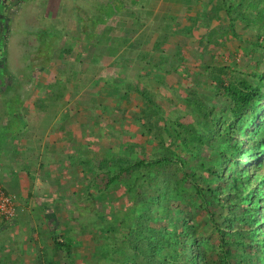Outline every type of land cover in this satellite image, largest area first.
<instances>
[{
	"label": "rangeland",
	"instance_id": "1",
	"mask_svg": "<svg viewBox=\"0 0 264 264\" xmlns=\"http://www.w3.org/2000/svg\"><path fill=\"white\" fill-rule=\"evenodd\" d=\"M90 1L0 0V4H6L5 9H0V14H5L0 18V56L4 50L0 62L4 68L0 67V75H5V84L0 86V111L6 115L0 118V143L4 144L1 149L6 145V138L24 129H36L34 142L45 146L43 151L29 152L34 160L30 166L34 192L24 207L35 218L30 224L25 221L23 237L37 247L34 254L39 261L33 264H115L113 256L104 252L133 221L134 209L138 207L136 194L142 186L130 179L100 190L93 182L97 166L110 164L115 153L129 152L137 158H152L159 151L167 153V149L177 157L182 156L185 170L193 174L190 179L205 190V199L198 194L192 180L176 191L170 186L171 198L161 208L163 218L153 224L174 229L182 224L184 216L191 217L195 237L211 245L206 256L212 262L225 264V253L219 248L222 236L219 225L224 230L225 248L232 255L233 263L264 264V255L254 244L242 246L234 241L241 233L245 235L243 239L247 238L246 233L252 227L264 236V222L248 224L244 218L248 204L241 203L245 195L248 203L253 202V195L247 197L248 190L264 191V148L261 147L264 128L248 127L252 117V112H248L238 131L229 130L234 103L221 86L230 79L242 77L255 81V71L264 73V29L252 26L244 17L245 13L254 17L257 10L246 0H231L235 9L230 14L226 9L214 11L210 0H195L182 13L178 6L168 11L159 2L157 15L148 13L144 21L138 22L135 12L141 8L133 0H99L96 5ZM123 2L131 5L129 10L134 16H125L124 9L117 18L105 17L119 12ZM146 5L148 9H157ZM232 22L236 32L232 31ZM89 31L98 34L99 44L96 37H87ZM112 32L116 36L109 35L111 45L121 37L127 40L123 43L127 48L120 55L116 52L110 65L114 76L102 74L97 84L80 92L75 80H84L85 84L91 76L89 73L75 75L77 69L71 61L82 57L84 69L93 68V57L97 56L96 62L103 64L104 58L115 52L113 47L107 51L102 43V38ZM47 61L54 66L50 70L42 68ZM225 68L222 74L220 69ZM60 81L63 90L68 84L71 94L63 99L61 115L60 110L55 115L57 108L49 114L57 99L52 98L49 107L39 105L45 96L42 87L44 84L46 88L51 87L47 89L51 95L61 86ZM72 83L74 88L70 87ZM69 103L71 115L77 105L82 103L84 108L81 116H72L67 121V135L38 137L49 126L53 133L59 130L53 121L63 119V109ZM33 109L46 114L32 112L36 120L32 123L30 115H19ZM257 110L262 120L264 106L258 104ZM6 112L12 114L8 116ZM80 118L83 134L73 135V126L80 125ZM211 118H215L213 127L206 124ZM181 124L197 128L203 136L200 151L191 148L185 151L181 147L176 129ZM225 134L232 135L231 141L237 145L256 147L257 156L250 158L247 151L238 152L234 158L232 154L222 164L229 179L219 182L210 168L216 171L220 167L222 152L226 151ZM161 138L166 142V149L159 147ZM53 141L57 147L49 149ZM5 151H0V179L11 173L17 182L20 167L5 160L8 157ZM243 163L254 177L245 176L244 181L250 184L245 192L235 179L236 171H243ZM89 165L94 169L89 170ZM99 171L102 173V169ZM223 186L227 189L223 190ZM212 189L218 190L212 193ZM19 200L16 198L17 204ZM203 200L207 206H203ZM191 201L196 204L193 211L188 206ZM21 206L18 204V215ZM259 209L264 221V201ZM48 211L53 216L51 220L46 217ZM18 215L3 232L7 229L6 234L13 235L17 226H22L23 222L18 224ZM54 223L57 233L71 243L70 253L57 247L51 232ZM32 227L33 233H28ZM13 238L9 236L8 242H13ZM2 239L0 244H8L7 238ZM26 240L21 244L25 245Z\"/></svg>",
	"mask_w": 264,
	"mask_h": 264
},
{
	"label": "trees",
	"instance_id": "2",
	"mask_svg": "<svg viewBox=\"0 0 264 264\" xmlns=\"http://www.w3.org/2000/svg\"><path fill=\"white\" fill-rule=\"evenodd\" d=\"M212 3V9L214 11H219L226 9L228 13L232 14L235 9V4L231 0H210ZM245 2V0H241ZM250 6L257 10L256 15L251 17V15L245 13V20L248 21L252 26L264 29V0H246ZM5 2L0 4V9H5ZM5 14L2 12L0 18H4ZM231 28L233 32H236L234 23H231ZM1 39V38H0ZM112 47H116V44ZM110 47V48H112ZM116 48H113L115 50ZM3 53L0 56V62L3 61ZM74 61H71V64ZM3 63H0V67L4 68ZM44 66L46 65L43 64ZM225 69H220V72L224 74ZM256 80L252 81L247 78L242 77L241 79H230L228 83L222 84L224 93L226 96L232 99L234 105L231 108L232 121L229 125V130L234 128L238 131L240 127V122L244 121L248 112H252L251 119L247 122V126L250 127L254 125L255 127L260 126L264 128V118L260 119L257 110L258 104L264 106V73L254 72ZM219 75V74H218ZM2 77V75H0ZM0 77V86L5 84V75ZM91 77H89V80ZM88 80V81H89ZM84 82V80H81ZM58 83V81H57ZM86 84V83H85ZM60 85L56 92L51 93V95L45 99L46 104L51 101V99H59L67 94L66 90H69L68 84L62 87ZM62 91H64L62 93ZM200 103V101H198ZM204 106V105H203ZM202 106V107H203ZM206 107H204L205 109ZM12 114V113H9ZM206 114V111H204ZM19 115H22L21 113ZM208 116V115H207ZM209 117V116H208ZM258 121V123H257ZM260 122V123H259ZM207 126H212L215 124V118L206 120ZM177 127V139L181 141V147L186 151L191 149H197L200 151L202 148L203 136L198 134L197 128H193L191 125H180ZM183 132L185 135H183ZM225 146L226 151L222 152L223 159L220 161V167L218 170H213L210 168L212 176H216L217 180L220 182L222 179H229L228 175L225 173L223 168L224 160L228 161L230 156H236L239 152L245 153L247 151L250 158L257 156L255 148L240 146L231 141L232 135H226ZM198 142V144H195ZM165 140L163 138L159 141V147L165 148ZM264 148V144L261 145ZM132 148V147H131ZM134 148V147H133ZM166 149V148H165ZM262 153V150L259 151ZM129 153V152H128ZM124 154H113L111 157L112 162L110 164H101L97 166V171H95V176L93 182L95 186L99 187L100 190L109 187L112 183L117 181L132 180L133 184L141 185L142 187L136 194V206L134 209V215L132 217L133 221L125 228V231L118 234L114 239L112 246L106 247L104 254H110L113 256V261L115 264H219L218 261H210L206 256L207 251L210 250L211 245L206 241H199L196 236V228L191 223V217H183L181 220L182 224L174 229L168 227L162 228L153 224V222L159 221L163 218L161 213V208H165L167 202L171 198L170 186L178 190L182 185H184L192 173L185 170L184 160L181 155L175 156L174 152L164 153L159 151L157 156L152 158H137L132 155V153ZM177 159H176V158ZM261 157V156H260ZM259 157L256 158V160ZM89 161V160H86ZM180 163V164H179ZM243 171L237 172L235 174V179L240 182L243 192L250 188L249 182L245 179L247 176L249 179L254 178L250 174V169L246 163L242 164ZM89 170H93L94 167L88 166ZM102 169V173L99 171ZM257 176V175H256ZM227 179V180H228ZM264 181V179H263ZM192 183L196 187L198 194L205 199V190L194 180ZM224 187V186H223ZM227 189V186L223 190ZM218 190V189H217ZM217 190L212 189V193L217 192ZM180 192V191H178ZM247 197L252 195L254 200L252 203H248L246 200V195L241 203H247L248 208L245 211V217L248 224L257 225L263 224L261 218L262 214L259 206L262 201H264V191L248 190ZM179 197V196H178ZM177 197V198H178ZM249 198V197H248ZM189 201V200H188ZM203 200V206H207ZM189 202L188 206L190 210H194L196 204L194 201ZM46 217L51 220L52 214L48 211ZM185 225V227H183ZM56 224L54 223V228H52L53 239L60 249H67L70 253L72 250V245L69 243L63 235L57 233ZM190 229V231H189ZM218 230L222 234L221 243L219 248L222 253L224 251L225 264H235L232 261V255L229 254V250L226 247L225 237L223 236L224 230L218 225ZM257 228L252 227L249 233H246L247 238L244 233H241V237L234 238V241L242 246L253 245L256 246L257 250H261L264 255V236L259 235ZM185 237V239L183 238ZM191 238V239H190ZM262 243V246L259 244ZM259 244V245H258ZM193 249H190V248ZM179 250L176 251V250ZM171 251V252H169ZM176 251L177 253H174ZM264 261V258H263Z\"/></svg>",
	"mask_w": 264,
	"mask_h": 264
},
{
	"label": "crops",
	"instance_id": "3",
	"mask_svg": "<svg viewBox=\"0 0 264 264\" xmlns=\"http://www.w3.org/2000/svg\"><path fill=\"white\" fill-rule=\"evenodd\" d=\"M96 1H99V0H92L90 2H92V4L93 3L95 4ZM133 1L135 3H139L140 8L142 9V10L138 9V11L135 12L136 13V21L139 22V21H141V19H142V21H144L145 20L144 17L148 13H150L152 15L153 14L157 15L158 10L160 8V5H158L159 2H160V4H163V7L168 9V11L170 9H173L174 7L178 6L179 9H181V11L183 13L184 9H188L189 5L193 4V2L195 0H133ZM132 2H130L129 4H131ZM84 3H89V2H84ZM146 4L152 5L153 7L157 8V9H152V8L148 9ZM82 6H83V3H82ZM130 6L131 5H128V4L123 2L121 10L119 12H116V14L105 16V17L106 18L108 17V19L109 18H117L119 13L121 11H123L124 9H126V13H124L125 16H127L128 14H131L134 16L135 13H133V11L129 10ZM58 10L61 11L60 8H58ZM62 13H63V11H62ZM95 18H97V17H95ZM80 22L82 23L83 21L81 20ZM83 25L84 24L82 23V26ZM104 32L106 33V32H108V30L104 31ZM87 34H88V36H87ZM87 34H86V36L89 38H92L93 36L96 37L97 43H98V41H100L98 34H96V33L94 34V33H92V31L87 32ZM111 34H113L112 35L113 37L116 36V34L114 35V32H112L110 34L108 33V36L102 38L103 39L102 43H104L107 51H109V52H110V50H112V48H110V47H112L114 44H116V47H115L116 49H115V52L113 53V55L106 56V58H104L105 64L103 63V64L99 65V63L96 62L98 60L97 56L93 57V59H95L94 60L95 62L93 63V65H94L93 68L88 67V68L84 69L83 59H81L82 57L79 59L77 58L78 61H74V63H72L73 68L77 69L76 72H74L75 75L78 73V76H83V75H86L89 73V75L91 76V79L86 84H83V82L81 80H78V79L75 80L76 84L78 83L77 87H78L80 92L83 91L84 87H89V86H92L93 84H97L95 82H97L98 77L101 76L102 74L107 73L108 76H114L113 70L111 69L110 65L112 64L113 59L117 55L116 52H119L118 55H120L121 52L123 51V49L127 48V47H123V43H126L127 40L125 39V41H123L124 38L121 37V38H118L119 40H117L114 44L112 43L113 45H111L112 41H110L108 39L109 35H111ZM139 34H141V33H139ZM142 34H144V33H142ZM125 35L130 36V34H125ZM129 36H126V37L128 38ZM78 56H81V55H78ZM78 63H80V64H78ZM58 66L59 65H57L56 67H58ZM51 67H54V66H52V62H50L48 64V61L46 62L45 66L42 65V68L44 70L45 69L50 70ZM121 70L125 71L126 69H121ZM48 85H50V84H48ZM70 87L74 88V84L72 83L70 85ZM42 88H44L43 90L45 91V96H43L44 99H42V101H41V103H39V105L46 108L49 106H48V103L46 104L45 99H47L50 96V94L48 93V90H50L49 88H51V87L46 88L45 84H44V86ZM9 89H11V88L9 87ZM66 92H67V94L65 96H62L61 98L57 99V102H55V104L50 107L49 114L52 113L55 108L58 109L55 112V115L57 114V112L59 110H60L59 114L60 115L62 114L61 107L64 106L62 103L63 99H66L67 95L71 94L70 90H66ZM58 102H61L60 106H59ZM69 106H70V103H69V105H65V107L63 109L64 117L61 121L57 120V118L53 121V122L58 124V127H60V128H58L59 129L58 131L53 133V128H51V126H49V127H47L45 134L41 133V134H38L37 136L41 137L42 135H67V133H66L67 129H65L67 126V123H68L67 121L71 120L72 116L73 117L77 116V115L81 116L83 114L82 111L84 108L82 103L80 105H77L76 108L74 109V112L71 115V110L69 111V109H68ZM36 107H38V106H36ZM36 107H35V109H36ZM59 107H60V109H59ZM93 108H95V107H93ZM23 109H25V106L23 107ZM35 109H33V111H29V110L24 111V113L22 114L24 117H27L28 115H30V123L36 121L34 119V114L32 113V112H36V113L38 112ZM1 113H2V111H0V118H3L6 116V115H1ZM31 113H32V115H31ZM38 113L43 115V114H46V111H43V113H40V112H38ZM6 114L8 116H10V114L8 112H6ZM26 114H28V115H26ZM0 121H1V119H0ZM72 131H73V135H82L83 134L82 119L81 118H80V125H77L75 123ZM24 134H26V135H24ZM71 134H72V132H71ZM35 135H36V129H30V131H26V129H24V130H20L17 135L10 136V137L6 138V140H4L6 142V145L3 149H6L7 152L6 151L5 152L8 154V155H6L8 157H6L5 160L8 161L9 164L10 163L13 164L15 162L14 165L16 167L19 166L20 170L17 173L19 175V180L17 182H15L14 179H12L13 176L11 173H9L8 176H6L3 179H0V183L3 184L6 187V189L12 195H14L16 198L20 199L19 201H21V202H19L18 204H22V206L20 208V212H19L17 219L19 222L18 224H20V222L21 223L23 222V224L20 227L17 226V228L13 232L14 233L13 235L11 234V232L6 234L7 229L4 232L2 231L7 226H5L3 229L0 230V233H1L0 237L1 238L4 237V240H5V238H7L6 239L7 242H8L9 236H11V237L14 236L13 242H11L12 241L11 240L8 242V244H5V245L0 244V250H1L0 251V264H33L35 261H39L38 256L34 254V252L37 250V247H35V245H31L23 237L24 233L26 232V230L24 231L25 221L30 224V221L35 218L34 215L32 213H30V211H29V213H27V211H25V207H24V204L25 203L27 204L29 202V197H30L31 193L34 192V189H33V191L31 190L32 188H34V186H32V182L34 180V177L32 176V172L30 171L31 170L30 166H32V164L34 163L33 162L34 160H32L33 157L30 158L29 152H32L33 150L36 151L39 149H40V151L41 150L43 151L45 149V146H41V144L38 145L36 142H34V141H36V139L34 138ZM27 137H29V138H27ZM3 146H4V144L0 143V151L3 150V149H1ZM54 147H57V144L54 143V141H53L50 144L49 149H52ZM8 151H12V153H10ZM33 230H34V228L32 227V230H30L28 233H33ZM31 235H33V234H31ZM2 240H1V242H2ZM25 240H26V242H25L26 244L22 245L23 244L22 241H25Z\"/></svg>",
	"mask_w": 264,
	"mask_h": 264
},
{
	"label": "built area",
	"instance_id": "4",
	"mask_svg": "<svg viewBox=\"0 0 264 264\" xmlns=\"http://www.w3.org/2000/svg\"><path fill=\"white\" fill-rule=\"evenodd\" d=\"M17 215L16 197L0 183V230L13 223Z\"/></svg>",
	"mask_w": 264,
	"mask_h": 264
}]
</instances>
